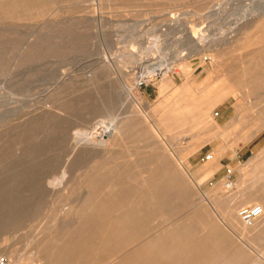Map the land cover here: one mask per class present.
Here are the masks:
<instances>
[{
  "label": "rangeland",
  "instance_id": "rangeland-1",
  "mask_svg": "<svg viewBox=\"0 0 264 264\" xmlns=\"http://www.w3.org/2000/svg\"><path fill=\"white\" fill-rule=\"evenodd\" d=\"M263 62L264 0H0V250L47 264L43 239L105 236L107 208L163 176L165 217L80 264H264V230L228 220L264 189ZM91 192L102 217L77 221Z\"/></svg>",
  "mask_w": 264,
  "mask_h": 264
},
{
  "label": "bare ground",
  "instance_id": "bare-ground-1",
  "mask_svg": "<svg viewBox=\"0 0 264 264\" xmlns=\"http://www.w3.org/2000/svg\"><path fill=\"white\" fill-rule=\"evenodd\" d=\"M196 50V49H195ZM158 65V64H157ZM171 65L169 63H161L158 67H154L155 70L152 71L151 76L154 78L155 76H162L166 72L171 69ZM152 70V68H151ZM150 71L144 72V76L149 77ZM143 77V76H142ZM152 78V79H153ZM131 87L127 86V91L130 92ZM261 154V153H260ZM94 174V173H93ZM95 176V175H94ZM97 176V175H96ZM161 177L158 176L148 181L143 180L139 189H136V193H127L123 195L121 201H119L115 206H109L107 208L108 212H115L118 209H122V212L116 215L113 218L112 224L113 227L109 228V233H106L105 236L95 237L93 238L92 242H88L86 240H67L66 244H63V251L59 248L61 247V242L58 244V239L53 237H46L43 239L41 244L39 245V251L44 255L45 263L47 264H80L83 260V255L88 254L89 252H95L103 243L110 242L114 238L118 236L119 233H126L129 230H135L138 227H141L142 222L150 217V216H159L165 217L166 207H165V200H166V185L164 179L162 180ZM90 179V178H89ZM99 180V179H98ZM264 189L260 188L255 190L253 195H250L246 202L251 201H258L259 206H261L263 215H264ZM94 197L95 194L91 192L79 205L73 210V215L78 219H85L88 220L91 217L96 216L97 218L102 217L99 213L100 208L104 205H98V210L92 211L94 206ZM248 204V203H247ZM127 206V208H125ZM230 209V208H229ZM232 209V208H231ZM230 209V210H231ZM102 210V209H101ZM228 220L234 228H237L241 235H245L246 237H252L261 233L264 230V222L260 228L252 227L247 228L246 225H239L236 219L228 216ZM99 221V220H98ZM71 224V223H70ZM253 225V224H252ZM72 232L79 233V227L75 228ZM262 234V233H261ZM166 236L165 233H160L157 235L153 243L148 242L144 248L142 255L144 256V260H148L150 258L149 249L153 248L155 250V254L162 255L165 253L164 245L162 246V242H164V237ZM6 241V240H4ZM172 248H178L180 246V239L174 238L172 241ZM2 243V242H1ZM254 243V242H253ZM3 245V244H2ZM0 253L5 255L8 259H11L14 264H30V262H26V260H22L19 256H16V252L13 248H9L7 246L2 247ZM181 253V252H180ZM217 253V252H216ZM207 256V255H206ZM260 259V256L259 258ZM257 260V259H256ZM261 260V259H260ZM264 261V260H262ZM232 260L230 258H225L219 264H232ZM212 264H214L212 262ZM254 264V262H253ZM256 264V263H255Z\"/></svg>",
  "mask_w": 264,
  "mask_h": 264
},
{
  "label": "built area",
  "instance_id": "built-area-1",
  "mask_svg": "<svg viewBox=\"0 0 264 264\" xmlns=\"http://www.w3.org/2000/svg\"><path fill=\"white\" fill-rule=\"evenodd\" d=\"M209 158V157H207ZM262 208L257 204L243 206L239 209L238 215L240 220L246 225H252L262 216ZM0 264H14L5 255L0 253Z\"/></svg>",
  "mask_w": 264,
  "mask_h": 264
},
{
  "label": "crops",
  "instance_id": "crops-1",
  "mask_svg": "<svg viewBox=\"0 0 264 264\" xmlns=\"http://www.w3.org/2000/svg\"><path fill=\"white\" fill-rule=\"evenodd\" d=\"M257 94L264 97V62L258 67L257 75ZM219 150H214L213 153L217 154Z\"/></svg>",
  "mask_w": 264,
  "mask_h": 264
}]
</instances>
